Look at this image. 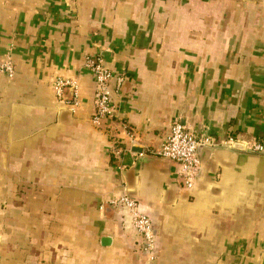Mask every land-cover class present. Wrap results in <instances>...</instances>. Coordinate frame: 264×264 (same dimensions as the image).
I'll use <instances>...</instances> for the list:
<instances>
[{
	"label": "crops",
	"instance_id": "0c3cea01",
	"mask_svg": "<svg viewBox=\"0 0 264 264\" xmlns=\"http://www.w3.org/2000/svg\"><path fill=\"white\" fill-rule=\"evenodd\" d=\"M86 56L123 78L99 126ZM6 58L0 264H140L127 212L109 204L124 192L153 221L154 264H264V152L250 149L264 144V0H0ZM57 77L77 82L74 110ZM174 122L214 147L191 189L175 162L137 155Z\"/></svg>",
	"mask_w": 264,
	"mask_h": 264
},
{
	"label": "built area",
	"instance_id": "2783aa9c",
	"mask_svg": "<svg viewBox=\"0 0 264 264\" xmlns=\"http://www.w3.org/2000/svg\"><path fill=\"white\" fill-rule=\"evenodd\" d=\"M83 66L89 69L94 76L95 99L91 121L95 126H99L105 120L114 116L115 106L112 102L113 89L111 82L114 81L115 88H118L121 86L123 78L113 74L102 56H86ZM0 70L5 72L8 77H13L14 68L10 58H6L1 62ZM66 87L72 88V97L69 100V104L74 110L80 102L77 82L73 79L57 77L52 85L53 92L60 102L64 101L63 94ZM124 131L129 151L130 146H141L140 139L133 130L124 129ZM227 142H233V138H228ZM200 144L211 145V139L208 136L197 137L181 123L174 122L171 124L169 132L160 146L155 148L142 147L137 155L175 162L178 165L177 176L180 183L184 188L191 189L200 169V159L197 153V147ZM124 149V147L118 145L113 148V152L116 156H120ZM250 149L263 153L264 144L261 142L253 143ZM109 204L114 207H122L127 212L132 228L139 237L142 255L140 264H154L156 259V230L150 216L143 213L139 209L138 201L126 192L110 199Z\"/></svg>",
	"mask_w": 264,
	"mask_h": 264
},
{
	"label": "water",
	"instance_id": "95a60500",
	"mask_svg": "<svg viewBox=\"0 0 264 264\" xmlns=\"http://www.w3.org/2000/svg\"><path fill=\"white\" fill-rule=\"evenodd\" d=\"M205 148H214L212 146H209V145H206V144H200L198 147H197V153H198V157L200 158V155L202 153V150L205 149ZM230 149H234V150H241V151H244L246 150V146L244 144H242L241 142H233L231 144V148Z\"/></svg>",
	"mask_w": 264,
	"mask_h": 264
}]
</instances>
